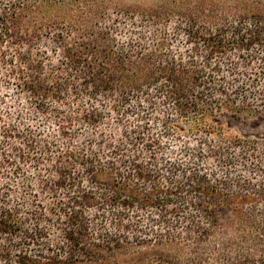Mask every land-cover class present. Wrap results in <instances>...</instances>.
Masks as SVG:
<instances>
[{
    "label": "trees",
    "instance_id": "1",
    "mask_svg": "<svg viewBox=\"0 0 264 264\" xmlns=\"http://www.w3.org/2000/svg\"><path fill=\"white\" fill-rule=\"evenodd\" d=\"M109 6L127 20L121 41L113 24L74 47L71 22L50 31L65 19L86 31ZM41 26L52 47L28 73L10 70L15 89L37 113L83 94L93 104L76 123L92 131L107 108L118 135L64 149L70 118L48 139L0 123V264H101L95 238L112 252L149 234L94 229L156 228L181 231L153 235L167 256L142 264H264V136L228 137L209 120L264 112V89L233 59L264 61V0H0V49L42 40ZM60 50L66 75L50 84L59 68L44 60ZM167 140L180 147L171 158Z\"/></svg>",
    "mask_w": 264,
    "mask_h": 264
},
{
    "label": "rangeland",
    "instance_id": "2",
    "mask_svg": "<svg viewBox=\"0 0 264 264\" xmlns=\"http://www.w3.org/2000/svg\"><path fill=\"white\" fill-rule=\"evenodd\" d=\"M133 1V0H131ZM137 2H144V0H134ZM113 6H109L105 10L104 18L99 22L93 20L90 25L85 29L79 28L78 23H73L70 19H65L58 23L54 29H50V31L59 32L62 29L63 23L68 24L64 28L65 39L64 42L66 45L74 47L75 41L85 40L86 43L91 39V34L95 33L97 28H102L107 25H115V29L113 32V36L119 41L126 38L127 34L125 33L124 27L127 26V20L125 19L124 14L115 13ZM33 25H37V23L31 22L30 28ZM39 35H41L42 40L36 38L29 42L28 45L20 44L15 45L11 43H6L1 47L2 53L5 54L3 57L0 52V123H5L7 125L17 124L19 128H27L31 133H35L37 136H41L43 139H48L49 135H56L58 132V127L62 124V120L64 119H72L74 121L73 131L74 135L70 137L68 140L58 139L59 145L62 148H71V149H81L83 145L89 142V149L94 151L99 148L97 146L98 141L101 138L106 137H115L118 135V126H116L114 120L117 116L116 113L109 111L107 108L105 111V117L102 120V123L92 131H88L89 129L83 128L81 125H78L76 121H78V117L82 114L83 110L90 107V104L93 102L88 99L86 96L82 95H72L71 93L64 94L63 98L60 99L59 103L52 104L47 111L44 113H37L31 107L28 102L29 95L27 93H22L15 89L14 83L15 80L9 77V72L11 69H14L16 72L23 71L24 74L30 71L29 63H36L40 60V55L37 52L39 49L41 51H46V48L49 50L52 47L51 40L48 41V38H44L45 32H48L47 28L43 26L39 27ZM54 32L53 34H55ZM183 44V39H178L177 42H174L175 49H179V47ZM47 50V51H48ZM49 60H44L46 64H50L58 66L59 69H56L54 73H56V77L53 78L49 83L52 84L54 81H61L65 75V68L61 67L58 63V59L61 56V50L59 53H49ZM257 56V57H255ZM25 58L27 60H25ZM6 59V60H5ZM236 64L239 66V71L244 72L248 75V80L251 81L250 87L253 90L259 88L264 89V61L261 60L258 54H255L253 60L249 62L246 67L240 66L238 63L240 62L236 57H233ZM12 61V66L9 61ZM43 71L49 72L48 68L43 64ZM22 73V72H21ZM225 80L227 82H232V77L230 75H225ZM248 81V82H249ZM247 82V83H248ZM60 109L61 114L60 117L56 116L55 109ZM211 122L215 123L217 126L221 128V131L225 136H264V112H259L256 115L250 116H242L238 119H234L229 117L227 113L217 114L213 118L209 119ZM177 127L182 129V126L177 123ZM159 127L155 126L154 130L158 131ZM77 131V133H75ZM88 144V143H87ZM91 145V146H90ZM166 156L171 158L178 150L179 143L172 140H167L165 142ZM50 154L52 156L57 153L58 149ZM173 151V152H172ZM34 177V173H30ZM46 202H51L50 199H46ZM49 229H53V235L55 238H60L58 231L55 229H59L57 227H50ZM226 229V228H224ZM93 230V229H91ZM97 233L100 231H108L111 233H128V235L133 232H137L138 230L146 231L149 235L144 238L143 241L136 242L130 240L129 244L123 245V242H120L119 247L109 252V249L104 247V239L95 238L93 243L99 244V261L101 264H142L145 261L154 260L157 257H166L165 253H163V247L157 245V241L153 239V235L156 233L159 234H167L173 233L175 231H181V229H135V230H125V229H94ZM94 237H98L95 235Z\"/></svg>",
    "mask_w": 264,
    "mask_h": 264
}]
</instances>
